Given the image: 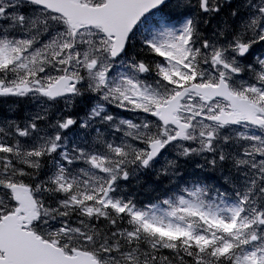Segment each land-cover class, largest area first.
I'll list each match as a JSON object with an SVG mask.
<instances>
[{"label": "snow or ice", "instance_id": "obj_1", "mask_svg": "<svg viewBox=\"0 0 264 264\" xmlns=\"http://www.w3.org/2000/svg\"><path fill=\"white\" fill-rule=\"evenodd\" d=\"M0 264H264V0H0Z\"/></svg>", "mask_w": 264, "mask_h": 264}]
</instances>
